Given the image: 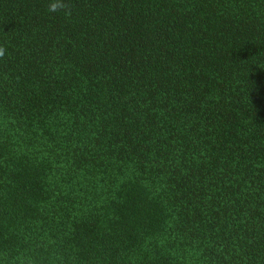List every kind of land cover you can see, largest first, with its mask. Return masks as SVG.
Wrapping results in <instances>:
<instances>
[{"label":"trees","instance_id":"16d2710c","mask_svg":"<svg viewBox=\"0 0 264 264\" xmlns=\"http://www.w3.org/2000/svg\"><path fill=\"white\" fill-rule=\"evenodd\" d=\"M0 0V264H264V0Z\"/></svg>","mask_w":264,"mask_h":264},{"label":"clouds","instance_id":"9594fccd","mask_svg":"<svg viewBox=\"0 0 264 264\" xmlns=\"http://www.w3.org/2000/svg\"><path fill=\"white\" fill-rule=\"evenodd\" d=\"M63 7H64L63 3H61L60 0H56V2L50 5L49 10L55 12L58 8H63ZM0 55H3L2 49H0Z\"/></svg>","mask_w":264,"mask_h":264}]
</instances>
